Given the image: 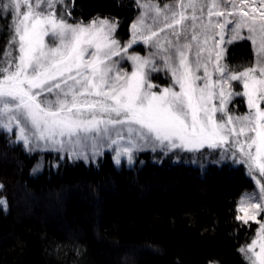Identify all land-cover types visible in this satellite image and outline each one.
<instances>
[{
  "label": "snow or ice",
  "instance_id": "6c2138e0",
  "mask_svg": "<svg viewBox=\"0 0 264 264\" xmlns=\"http://www.w3.org/2000/svg\"><path fill=\"white\" fill-rule=\"evenodd\" d=\"M74 3L0 0V13L11 19L0 50V129L29 152L52 148L87 158L89 143L93 155L101 144L114 146L117 164L126 156L131 165L145 147L230 154L258 187L236 205L237 220L258 224L239 251L247 264H264V0L163 7L138 0L126 41L108 17L70 20L65 9ZM245 39L253 59L225 63L226 45ZM141 43L154 51L140 54L133 45ZM161 70L171 82L156 90L153 74ZM234 97L244 99L246 112L229 107Z\"/></svg>",
  "mask_w": 264,
  "mask_h": 264
},
{
  "label": "trees",
  "instance_id": "16d2710c",
  "mask_svg": "<svg viewBox=\"0 0 264 264\" xmlns=\"http://www.w3.org/2000/svg\"><path fill=\"white\" fill-rule=\"evenodd\" d=\"M137 2L75 0L65 11L70 20L108 17L126 41ZM10 23L0 13V50ZM253 56L251 42L238 40L225 61ZM234 102L245 111L242 98ZM37 161L0 129V195L8 204L0 205V264H247L239 248L258 224L236 219L237 202L254 186L243 167L202 170L150 152L118 166L106 153L97 163L66 159L34 174Z\"/></svg>",
  "mask_w": 264,
  "mask_h": 264
},
{
  "label": "rangeland",
  "instance_id": "374dc122",
  "mask_svg": "<svg viewBox=\"0 0 264 264\" xmlns=\"http://www.w3.org/2000/svg\"><path fill=\"white\" fill-rule=\"evenodd\" d=\"M156 3H159L161 5V7H163V5L166 3H175V0H163V1H157ZM205 11H206V9H205ZM190 12H191V10H189V13ZM114 22H116V21H114ZM243 33L246 35L247 30H243ZM129 39L130 38H128L127 40H129ZM228 45H226V48ZM133 48H135V50L142 55H147L149 51H154V49H150L148 45H143L142 43L139 44V46L133 45ZM225 52H226V50H225ZM157 61L159 62V57H157ZM224 62L226 63L225 53H224ZM126 67L128 68V70L131 69V62L130 61L128 62ZM200 74L202 75V72ZM170 82H171L170 81V73L166 74V72L164 70H161L159 73L153 74V83L155 85L159 86V89H156V90H160L163 87L168 86L170 84ZM235 83L236 82H233V84H235ZM240 91H242V87H241ZM236 98L237 97L233 98V102L229 104V107L230 108L237 107L238 112H241L240 110L243 109V105L241 103L234 102ZM239 98H242V97H239ZM243 102H244V106H245V111H243V112H246L247 106H246V102L244 101V99H243ZM7 133L9 135V137L11 138L12 142L22 144V142H17L16 136L13 133H11V132H7ZM113 148H114V146L109 147L106 144H101L99 147L98 153L93 155L91 144L89 143L88 147L84 149V151L87 153V158H85L84 155L75 156V155L70 154L68 151H58V150L52 149V148L45 149V150L37 149V150L32 151L31 153L36 154L38 156V161H37L34 168H37L38 162L40 164V167L37 169V171H35V172L33 171V173L38 174V173L42 172L45 169V167L50 165V164H52L56 168L61 161L66 160V159H69L72 162L83 161L85 163H97L99 161V159L102 158L106 153H110L112 158H113V161L115 162V159H114L115 152H114ZM148 152L154 153V154H160L163 156L164 155L165 156L171 155L175 162L185 163L187 165L197 167V168L202 169V170L207 169L209 166H215V165L222 166V165L226 164V165H230L231 167H233V166L234 167H243L245 172H246V166H241L239 164L233 163L230 154L227 155L226 158H223L220 155V150H213V149H208V148L200 149L199 151H187V150H181V149L165 150V149L160 148L159 146H157L155 148V150H153L152 147H145V148H142V149H140L134 153L133 163L131 165L128 163L126 156L121 157L120 164H117L116 162L115 163L118 166H122L124 164V165L132 167L135 164H137L141 154L148 153ZM246 174H247V172H246ZM252 181L254 184L253 188L245 191V193L251 192L253 190L258 192V187L255 186V180L252 179ZM0 188H1V184H0ZM0 199H3L6 201V198L1 196V195H0ZM6 203H7V201H6ZM0 205H2L5 208V206L3 204H0ZM241 215H242V213H241ZM258 219H262V218H260V216H259Z\"/></svg>",
  "mask_w": 264,
  "mask_h": 264
}]
</instances>
